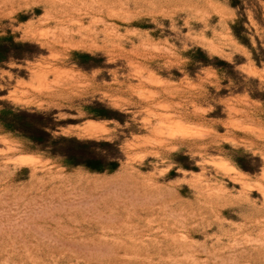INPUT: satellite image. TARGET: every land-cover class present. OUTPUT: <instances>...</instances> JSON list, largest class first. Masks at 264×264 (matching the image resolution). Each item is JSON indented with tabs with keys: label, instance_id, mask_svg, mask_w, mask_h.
Returning a JSON list of instances; mask_svg holds the SVG:
<instances>
[{
	"label": "rangeland",
	"instance_id": "rangeland-1",
	"mask_svg": "<svg viewBox=\"0 0 264 264\" xmlns=\"http://www.w3.org/2000/svg\"><path fill=\"white\" fill-rule=\"evenodd\" d=\"M9 36L0 112L104 163L0 114V264H264V0H0Z\"/></svg>",
	"mask_w": 264,
	"mask_h": 264
},
{
	"label": "trees",
	"instance_id": "trees-1",
	"mask_svg": "<svg viewBox=\"0 0 264 264\" xmlns=\"http://www.w3.org/2000/svg\"><path fill=\"white\" fill-rule=\"evenodd\" d=\"M242 29L243 26H234V34L242 43L249 45L247 42L248 40L243 38L240 34ZM28 46H30L29 43L16 42L15 38L12 36L0 37V64L10 58L22 59L24 54L21 53L19 49ZM195 55L196 56H192L194 63H199L203 66L217 65L202 49H197ZM215 60L219 64L230 66V64L224 60H220L219 58H215ZM0 114L9 116V120L4 122L8 128L26 133L33 142L50 145L52 152L64 157L67 163L71 165H86L94 171L103 170L101 167L104 163L103 160L95 159L96 164L94 165H89L84 162L83 148L86 146L84 142L76 138L64 136L54 138L44 127L36 126L34 120L42 116V114L30 113L23 110L2 111Z\"/></svg>",
	"mask_w": 264,
	"mask_h": 264
}]
</instances>
